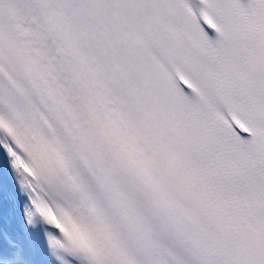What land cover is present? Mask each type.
Returning a JSON list of instances; mask_svg holds the SVG:
<instances>
[{
  "label": "snow or ice",
  "instance_id": "snow-or-ice-1",
  "mask_svg": "<svg viewBox=\"0 0 264 264\" xmlns=\"http://www.w3.org/2000/svg\"><path fill=\"white\" fill-rule=\"evenodd\" d=\"M0 264H264V0H0Z\"/></svg>",
  "mask_w": 264,
  "mask_h": 264
}]
</instances>
